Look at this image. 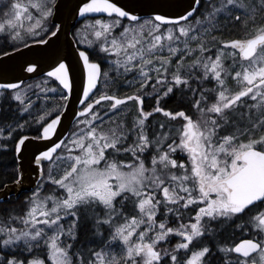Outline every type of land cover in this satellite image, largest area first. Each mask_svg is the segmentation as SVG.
Segmentation results:
<instances>
[{
	"label": "snow or ice",
	"instance_id": "6c2138e0",
	"mask_svg": "<svg viewBox=\"0 0 264 264\" xmlns=\"http://www.w3.org/2000/svg\"><path fill=\"white\" fill-rule=\"evenodd\" d=\"M58 9V0H0V55L50 43L62 29ZM77 9L81 18L107 19L73 33L87 46L76 49L85 76L73 130L52 142L64 109L49 108L48 93L62 86L66 105L64 90L73 86L63 60L44 81L57 88L36 84L33 94L23 81L0 84V150L8 141L17 154L30 139L50 142L33 154L40 179L21 212L0 209V264H264V0H189L146 18L114 0H81ZM237 24L245 29L239 38L213 35ZM121 77L132 94L93 99L101 78L118 91ZM173 96L199 118L163 107ZM145 97L154 98L150 111ZM127 103L134 109L122 111ZM20 113L29 119L21 122ZM158 114L165 119H152ZM33 126L34 137L22 134ZM16 173L5 192L23 184L19 166ZM237 233L251 238L235 242Z\"/></svg>",
	"mask_w": 264,
	"mask_h": 264
},
{
	"label": "water",
	"instance_id": "95a60500",
	"mask_svg": "<svg viewBox=\"0 0 264 264\" xmlns=\"http://www.w3.org/2000/svg\"><path fill=\"white\" fill-rule=\"evenodd\" d=\"M118 6L131 10L132 14L139 17H148L156 13L171 14L188 6L189 0H114ZM81 0H58L59 9L55 22L62 24V29L57 36L50 38V43L44 45L28 44V47H20L18 52L9 51L10 55H0V84L19 83L38 76H47V73L59 60H63L70 69L72 89L68 94V102L63 105L62 122L58 126L52 142L63 138L70 130L71 125L77 119L75 113L81 107L82 80L85 76L83 62L79 60L76 52V44L71 37V30L75 23L82 19L76 13L77 5ZM87 16H107V14H88ZM37 65L33 73H28V64ZM54 79V78H52ZM58 83V82H57ZM62 88V86H60ZM60 114V113H58ZM49 141L30 139L22 146V152L15 153L17 167L22 169L23 184L17 185L11 192L0 189V202L10 197L18 198L23 192H30L40 179V167L34 163L33 154ZM20 175V173H17ZM9 183L8 185H12Z\"/></svg>",
	"mask_w": 264,
	"mask_h": 264
},
{
	"label": "trees",
	"instance_id": "16d2710c",
	"mask_svg": "<svg viewBox=\"0 0 264 264\" xmlns=\"http://www.w3.org/2000/svg\"><path fill=\"white\" fill-rule=\"evenodd\" d=\"M233 14L235 15V13H233ZM95 18H105V19H107V17L101 16V17H89V18H86V20H93ZM86 20H84V21H86ZM84 21H82V22H84ZM82 22L79 21L74 26V28L72 29V37H73V33L75 32L76 28ZM122 22H123V24L129 23L127 19H124ZM221 22H223V21H221ZM258 22L259 23H263L264 20H258ZM230 27L232 28L231 31H229L228 29H225L223 31V33L214 32L213 35L221 37L224 40H230V39H234V38H239L240 36L243 35V33L245 31V29L241 28V26L239 24L234 25V26L230 25ZM251 27H252V25H249V29ZM3 45H4V41L1 40L0 41V46H3ZM77 46L80 47V48L87 47V46H82V45H77ZM18 47H20V45H18ZM11 50H12L11 48L4 47V51H6V52L11 51ZM100 55L103 57L105 54L101 53ZM93 59L94 60L96 59L95 55H93ZM100 62L102 64V68H107V63L105 61H100ZM46 78L47 77L42 76V77H38V78L32 79L30 81L23 82V83L27 84V83L33 82L35 80H45ZM121 81H122V85H123L122 77L120 78V82ZM49 83H50V85L53 88H57V85H58L57 83H52V82H49ZM112 87L115 88V85H113ZM120 87H119L118 92H106V94H109V95L116 94L119 97H123L124 95H130V94L133 93V92H122ZM102 88H103V78H101V83H100V85L98 87V90L94 91L95 95L93 96V99H95L96 97H98L102 93L101 92ZM61 90L62 89L59 87V88H57V91H56V93L54 95L51 92L48 93L49 99L51 101V103L48 104L49 108L53 107L55 104H59L61 107L63 106L64 102L60 100V92H61ZM102 91H104V90H102ZM124 91H125V89H124ZM89 102H91V101H89ZM148 102H150V101H147L146 105L148 104ZM128 104H130V103H128ZM162 106L165 107L166 109H169V110L175 109L177 111L181 110L182 108L185 109L186 111H188V109H189V106L186 105V104L177 106V97L176 96H173L171 98H166V100H165V102H163ZM40 107L41 106L36 105V109H39ZM36 109H33V115H39V113L36 111ZM19 115L23 117L21 122H23L24 120H28L29 119L28 114L20 113ZM160 117H161V115L160 116L159 115L154 116V118H160ZM73 125L71 126V130L73 129ZM35 127L36 126H33L32 130L25 131L22 134L29 135V136H35L36 135ZM8 145H9L8 150H0V189L2 188L3 184L12 183L13 181L16 180V177H17V173L13 174V170L16 169V167H17L16 158H15L14 144H13L12 141H9ZM43 167H44L45 175H46L47 174V162L44 163ZM28 194L29 193H27V192H23V193H21L19 195L18 198L10 197L8 200L1 201L0 202V209H12V208H15L16 209V213L20 212L21 211L20 202ZM189 215L194 216V211L191 212ZM241 238H251V237L248 236V235L241 236L239 233H237V238L235 239V242H238L239 239H241ZM81 239H84L83 231L81 232ZM79 243L80 242L77 241V246H79ZM75 250L76 249L73 248L71 251L75 252Z\"/></svg>",
	"mask_w": 264,
	"mask_h": 264
},
{
	"label": "rangeland",
	"instance_id": "374dc122",
	"mask_svg": "<svg viewBox=\"0 0 264 264\" xmlns=\"http://www.w3.org/2000/svg\"><path fill=\"white\" fill-rule=\"evenodd\" d=\"M88 21H89V20H86V21L82 22L77 28H80L82 25H84V24L87 23ZM263 23H264V22H263ZM125 24H128V23H125ZM77 28H76V29H77ZM121 30H122V29H119V28L116 29V34H118L119 31H121ZM75 31H76V30H75ZM1 40H2V39H0V41H1ZM18 45H19V44H17L16 46L18 47ZM82 46H86V45H82ZM164 55H167V52H166V51L164 52ZM113 58H115V57H113ZM193 58H194V57H191V58H189L188 60H186L185 62L188 63V62H190V60L193 59ZM177 59H178V57H177ZM228 62L230 63L231 61H228ZM173 65H175V60H173ZM107 67H108V65H107ZM121 71H122V69H121ZM110 75L114 77V76H115V72L110 73ZM124 79H125V78L122 77V80H124ZM127 79H128V80H131V79H133V76H132V75H129V76L127 77ZM44 81H45V80H35V81H33V82H29V83H27V84H25V85H33V88H32V90H31L33 94H36V93L39 92V89L35 87L36 84H39L41 88H43V87H47L48 89H52V88H53V87L50 85L49 82L45 85ZM120 83H121V87H120V89L122 90V92H134V91H135L134 88L123 86V85H122V81H121ZM137 87H138V85H137ZM204 87H212V85H211V84H205ZM230 87H233V88L235 89V82H234V81H231V82H230ZM124 89H125V91H124ZM102 90H104V91H102ZM148 90L151 91V88H149ZM101 92H102V93H105V92H118V91H116L115 88H113L112 86H110L109 88L105 89V88H104V85H103V88L101 89ZM144 100H145V103H147V101H150V102H148V104H147L149 107H152L153 105H155L154 98L151 100V99L145 97ZM37 105H38V106H41L40 104H37ZM134 107H135V106H134L132 103H130V104L127 103V104H125V105L123 106L122 111H128V110H130V109H134ZM187 113L192 117L193 120H196V119L199 118V114L196 113L194 110H192V109L190 108V106H189V109H188ZM22 114H24V113H22ZM132 115H133V113H131V112H130V114L128 115L129 126H131ZM153 119H165V118H164L163 116H161L160 118H153ZM149 123H151V120L149 121ZM181 123H182V118H181ZM177 126H179V123L177 124ZM72 130H73V129H72ZM223 134H224V133H221V135H223ZM8 142H9V141H8ZM170 142H171V141H169V143H170ZM178 142H179V138L177 137V143H178ZM183 159H184L185 161H187V155H186V154L183 156ZM61 174H62V173H61ZM57 178H58V177H57ZM50 187H51V185H49V187L45 189V192H46V193H47V191L49 190ZM27 193H30V192H27ZM20 212H21V211H20ZM20 212H18V213H20ZM70 222H71L70 219L63 221L65 227H67V225H68ZM18 226H20V225H18ZM177 239H178V238H173V239H171V241H170L169 244L161 243V244H159V248H160V249L168 248V247L174 245V244L177 242ZM68 242H70V241H68ZM49 264H50V262H49Z\"/></svg>",
	"mask_w": 264,
	"mask_h": 264
},
{
	"label": "flooded vegetation",
	"instance_id": "af4514ba",
	"mask_svg": "<svg viewBox=\"0 0 264 264\" xmlns=\"http://www.w3.org/2000/svg\"><path fill=\"white\" fill-rule=\"evenodd\" d=\"M153 106H155V105H153ZM152 106V107H153ZM144 108H145V111H150L151 110V107H149L148 105H146V103H145V100H144ZM159 116L160 115H162V114H158ZM154 117H152V119H153Z\"/></svg>",
	"mask_w": 264,
	"mask_h": 264
}]
</instances>
